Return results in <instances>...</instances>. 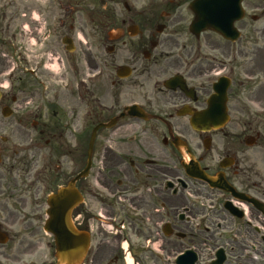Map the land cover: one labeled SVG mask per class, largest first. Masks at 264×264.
I'll return each instance as SVG.
<instances>
[{
	"label": "flooded vegetation",
	"instance_id": "obj_1",
	"mask_svg": "<svg viewBox=\"0 0 264 264\" xmlns=\"http://www.w3.org/2000/svg\"><path fill=\"white\" fill-rule=\"evenodd\" d=\"M242 10L222 36L197 0H0V264L51 247L46 199L88 162L82 264H264V1Z\"/></svg>",
	"mask_w": 264,
	"mask_h": 264
},
{
	"label": "water",
	"instance_id": "obj_2",
	"mask_svg": "<svg viewBox=\"0 0 264 264\" xmlns=\"http://www.w3.org/2000/svg\"><path fill=\"white\" fill-rule=\"evenodd\" d=\"M242 0H204L209 7L218 8L214 15L217 19L201 22L207 27L224 33L223 28L216 25L227 23L232 25L235 16L239 14ZM88 166L79 177L86 176ZM70 181L65 188L48 198V220L44 230L54 239L56 264H80L85 256L88 246V235L77 231L72 224V213L76 208L79 195L75 190V182L79 178Z\"/></svg>",
	"mask_w": 264,
	"mask_h": 264
},
{
	"label": "rangeland",
	"instance_id": "obj_3",
	"mask_svg": "<svg viewBox=\"0 0 264 264\" xmlns=\"http://www.w3.org/2000/svg\"><path fill=\"white\" fill-rule=\"evenodd\" d=\"M59 56L62 57L64 59V54L62 52L59 53ZM63 73V69L60 66V62H59V67L58 65L53 67V71L51 73V76L53 78V80H60L61 79V75ZM29 230V227H27ZM29 230H24V229H11L8 231L9 236L11 238L12 241L16 240V238L18 237L19 239H28L29 238ZM39 237L42 238V242H46L48 240L51 241V247L49 249L47 248H41L39 250L36 251L35 253V258H28L29 256L26 257H22L24 258L23 261L20 262V264H28V262L30 261H35V260H39V261H43L46 260V262H49L50 264H55V260H54V254H55V247H54V243H53V239L52 237H50L49 235H44L43 233H41V235H39ZM108 237L111 238V236L108 234ZM46 256L47 258L44 259L43 257ZM37 260V261H38Z\"/></svg>",
	"mask_w": 264,
	"mask_h": 264
}]
</instances>
